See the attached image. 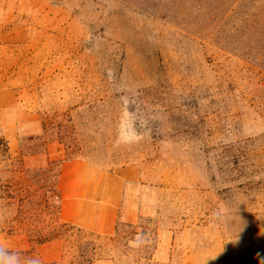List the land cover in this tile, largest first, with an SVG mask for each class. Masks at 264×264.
Returning <instances> with one entry per match:
<instances>
[{
	"label": "rangeland",
	"instance_id": "374dc122",
	"mask_svg": "<svg viewBox=\"0 0 264 264\" xmlns=\"http://www.w3.org/2000/svg\"><path fill=\"white\" fill-rule=\"evenodd\" d=\"M76 157L138 170L117 234L57 221ZM92 248L264 264V0H0V264Z\"/></svg>",
	"mask_w": 264,
	"mask_h": 264
},
{
	"label": "crops",
	"instance_id": "0c3cea01",
	"mask_svg": "<svg viewBox=\"0 0 264 264\" xmlns=\"http://www.w3.org/2000/svg\"><path fill=\"white\" fill-rule=\"evenodd\" d=\"M138 177L135 167L110 171L81 157L63 160L57 178L60 221L99 235L113 234L126 186Z\"/></svg>",
	"mask_w": 264,
	"mask_h": 264
},
{
	"label": "trees",
	"instance_id": "16d2710c",
	"mask_svg": "<svg viewBox=\"0 0 264 264\" xmlns=\"http://www.w3.org/2000/svg\"><path fill=\"white\" fill-rule=\"evenodd\" d=\"M8 149H9V147H8V145L6 144V150H7V152H8ZM59 171V170H58ZM57 178H58V173L55 175V178H54V182H53V188H51V191L55 194V196H57V198H58V204H59V199H60V196H59V193H58V189H57ZM58 212H59V207H58ZM57 221H60V219H59V215H58V219H57ZM56 221V222H57ZM60 222H62V221H60ZM63 223V222H62ZM63 224H66V223H63ZM68 225H71V224H68ZM76 230H78V231H80V232H84L85 230L84 229H82V228H80V227H77V226H75V225H72ZM117 232H118V227H116V230H115V234H117ZM89 234L90 235H93V234H95L94 232H89ZM109 239H113V237L112 236H109L108 237ZM45 240H48L47 238H45V239H43V240H40V241H38V243L39 244H41V243H43ZM88 254H89V256L86 258V262L85 263H81V264H92L93 263V261L96 259V250H95V248H92V250H90L89 252H88Z\"/></svg>",
	"mask_w": 264,
	"mask_h": 264
}]
</instances>
